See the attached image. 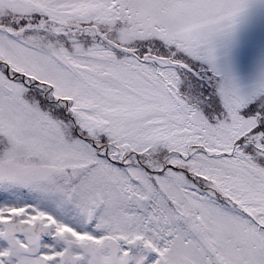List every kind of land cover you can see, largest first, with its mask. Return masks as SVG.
I'll list each match as a JSON object with an SVG mask.
<instances>
[{"label": "snow or ice", "instance_id": "obj_1", "mask_svg": "<svg viewBox=\"0 0 264 264\" xmlns=\"http://www.w3.org/2000/svg\"><path fill=\"white\" fill-rule=\"evenodd\" d=\"M0 264H264V0H0Z\"/></svg>", "mask_w": 264, "mask_h": 264}]
</instances>
